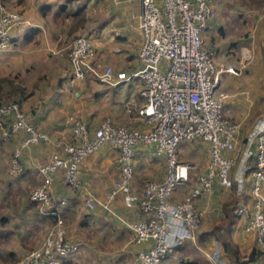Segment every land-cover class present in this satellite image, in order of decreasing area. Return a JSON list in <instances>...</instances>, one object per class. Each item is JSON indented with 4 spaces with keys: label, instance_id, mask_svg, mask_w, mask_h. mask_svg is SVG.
Returning <instances> with one entry per match:
<instances>
[{
    "label": "crops",
    "instance_id": "obj_1",
    "mask_svg": "<svg viewBox=\"0 0 264 264\" xmlns=\"http://www.w3.org/2000/svg\"><path fill=\"white\" fill-rule=\"evenodd\" d=\"M211 2L216 9V1ZM2 4L19 11L22 22L10 32L11 47L0 52V77H9L24 87V97H16L19 108L28 124L50 139L25 143L30 134L25 129L0 136V264H17L42 240L47 223L55 219L54 214L42 213L39 205L29 199V193L41 180L39 165L51 153L63 152V143L72 140L74 123L82 122L90 136L106 118L142 132L148 126L138 117L141 80L131 77L116 81L117 73L129 74L140 65L138 0H0ZM223 17L211 19L202 35L217 66H232L239 71L222 73L220 83V90L227 93L224 114L238 124L235 150L223 152L235 156L230 171L233 184L225 188L215 179L205 194L195 198V207L201 212L196 236L174 247L159 264H209L214 250L219 251L225 264H237L225 252L218 233L212 232L216 225L240 256L248 255L255 246L254 235L245 230L248 216L235 214L234 210L242 204L252 206L251 167L243 171L242 158L246 136L264 114V23L255 27L256 35L251 37V33L246 34L251 28L234 27L232 20L229 23ZM79 35L92 41L95 55L91 66L95 72L89 71L85 80L69 87V47ZM243 47L253 50L249 60L242 61ZM107 66L113 71L110 82L98 75ZM3 86L4 90L9 88L6 83ZM16 150L25 167L19 175L10 172ZM154 151L152 142L139 141L135 148L129 181L131 199L126 201V194L118 192L107 207L99 204L91 211L83 201L86 194L102 201L119 177L110 144L101 143L82 160L78 188L62 184L61 170L55 173L51 197L67 199L61 212L65 235L78 244L75 254L62 264H137V252L148 249L152 242L135 243L130 227L144 216L139 208L144 184L162 180L166 172L165 153L155 155ZM176 156L196 167L189 170L188 181L170 196L173 204L181 201L205 174L210 144L201 139L181 142ZM230 202L226 216L223 206Z\"/></svg>",
    "mask_w": 264,
    "mask_h": 264
},
{
    "label": "built area",
    "instance_id": "obj_2",
    "mask_svg": "<svg viewBox=\"0 0 264 264\" xmlns=\"http://www.w3.org/2000/svg\"><path fill=\"white\" fill-rule=\"evenodd\" d=\"M138 6L140 65L129 74L117 73L116 81L131 77L141 80L142 104L138 117L148 126L147 131L116 125L106 118L90 136L82 122L74 123L72 140L63 143V152L51 153L39 165L41 180L29 193V199L39 205L40 211L54 214L55 219L42 240L17 264H61L78 250V244L65 235L61 212L67 199L64 196L56 200L51 197L54 175L61 170L62 184L71 189L78 188V169L82 160L103 142L109 143L115 151L119 177L102 201L86 194L83 201L89 211L99 204L107 207L118 192L126 194V201L131 199L129 181L139 141L154 143L153 154L164 152L166 155L165 176L162 180L144 184L139 202L144 216L130 227L135 243L152 242L148 249L137 252V264H158L174 251V247L183 244L184 239L194 238L201 219V212L194 204L195 198L205 194L215 179L225 188L233 184L230 171L235 156H226L223 152L235 150L238 124L224 114L227 93L220 90V83L222 73L236 74L239 71L232 66H217L205 46L202 32L216 15L213 3L211 0H138ZM21 22L19 11L0 5V52L11 47L10 32ZM68 54L70 76L67 83L72 87L85 80L89 71L95 72L91 66L95 49L88 36L79 35L71 41ZM252 54L253 50L243 47L242 61L249 60ZM112 72L107 66L98 75L101 80L110 82ZM11 114L14 119L6 124V118ZM21 129L30 133L25 143L38 138L50 140L28 124L16 102L1 103L0 136L8 137ZM195 139L210 144L205 174L181 201L170 203V196L188 181L189 170L196 167L178 160L176 150L181 142ZM18 155L16 150L10 161L13 175L25 170ZM242 164L243 171L251 167L252 206L239 205L235 212L248 216L245 230L254 235L256 246L263 251L257 262L264 264V114L258 126L246 136ZM209 264H225L218 250L211 253Z\"/></svg>",
    "mask_w": 264,
    "mask_h": 264
},
{
    "label": "rangeland",
    "instance_id": "obj_3",
    "mask_svg": "<svg viewBox=\"0 0 264 264\" xmlns=\"http://www.w3.org/2000/svg\"><path fill=\"white\" fill-rule=\"evenodd\" d=\"M215 1L217 7L215 10L217 11L216 14H218L217 16H215V19L224 16L223 18L224 19L226 18L229 23L230 20L233 21V24L235 25L234 27L239 26L241 27L242 30L245 28L247 29L249 27V29L251 28V32H247L246 34L251 33V37L256 35V32H254L255 27L260 23H264V12H262L264 7L263 0H215ZM5 5L11 8L9 5L7 4ZM233 12H237V13L232 14ZM220 13H222L223 16H221ZM254 40L256 41L257 38L255 37ZM36 209H38V206L36 207ZM51 223L52 222L47 223V228L50 226ZM184 241H186V239L183 240V243Z\"/></svg>",
    "mask_w": 264,
    "mask_h": 264
},
{
    "label": "trees",
    "instance_id": "obj_4",
    "mask_svg": "<svg viewBox=\"0 0 264 264\" xmlns=\"http://www.w3.org/2000/svg\"><path fill=\"white\" fill-rule=\"evenodd\" d=\"M5 83L9 86V88L7 90H4L3 85ZM19 93H20V95H19ZM24 94H25V90H24V87L22 85H20L19 83H17L16 81H14L13 79H11L9 77H0V104L4 103V102L5 103L16 102L18 104V102L16 101V97H18V96L24 97ZM10 119H11L10 116L8 118H6V120H7L6 124H10V122L12 121V120L10 121ZM229 205H231V202L226 203L223 206V208H224L223 211L225 212L226 216L229 215V211L231 210V207L229 208ZM234 212H235V210H234ZM235 214H237V213L235 212ZM219 227L220 226H217V225L214 226V228L212 229V232L218 233L217 238H218V240H220L225 252L228 254L229 258L235 260L237 262V264H250L252 261L258 260L260 257H262L263 251L260 250L256 246V244H255L254 248L249 252L248 255L240 256L238 249L230 241V239L220 233V230L218 229ZM67 259L68 258H65L62 261V263L65 262ZM185 264H195V263L192 261H186Z\"/></svg>",
    "mask_w": 264,
    "mask_h": 264
}]
</instances>
